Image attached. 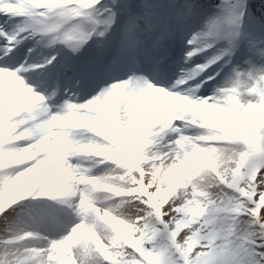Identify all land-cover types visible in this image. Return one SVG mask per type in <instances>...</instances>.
Masks as SVG:
<instances>
[{
	"label": "snow or ice",
	"instance_id": "obj_1",
	"mask_svg": "<svg viewBox=\"0 0 264 264\" xmlns=\"http://www.w3.org/2000/svg\"><path fill=\"white\" fill-rule=\"evenodd\" d=\"M218 8L221 15L197 30L204 11L189 2L0 0V70L14 75L0 80V264H264V121H244L252 105L235 110L241 134L224 139L207 138L216 134L202 128L200 118L168 111L146 126L131 155L135 119L129 128L126 108L123 120L108 118L110 93L137 86L206 106L244 96L264 104L258 94L264 41L244 31L255 23L246 15L247 0H221ZM241 43L250 46L249 67L232 68L227 86L208 96L210 82L226 72ZM178 48L187 67L167 85ZM197 58L203 63L193 66ZM77 59L96 74L100 89L84 103L60 85L77 75ZM162 103L154 97L146 108ZM53 116L83 118L89 126L61 128ZM192 127L206 131L188 135ZM98 129L106 134L97 135ZM201 149L215 170L202 162ZM109 162L105 173L90 175ZM58 173L68 178L63 189ZM208 181L216 197L205 190ZM40 198L75 217L58 237L13 215L21 201ZM21 244L25 255L10 261L8 249Z\"/></svg>",
	"mask_w": 264,
	"mask_h": 264
},
{
	"label": "clouds",
	"instance_id": "obj_2",
	"mask_svg": "<svg viewBox=\"0 0 264 264\" xmlns=\"http://www.w3.org/2000/svg\"><path fill=\"white\" fill-rule=\"evenodd\" d=\"M13 78V74L6 73L3 70H0V80ZM240 84L242 88H244L246 91L248 90L246 79H241ZM258 94L264 95V89H261ZM154 97L159 98V100L163 103L157 104L151 111H144L147 104L150 103L152 98ZM106 103L108 106V118L113 120V122L124 119V117L121 115L122 108L127 109V122L129 128L132 127V121L133 119H135V142L130 145V155L143 142V133L146 129V126L150 122H157L166 118L168 111L179 109L183 112H186L192 117L200 118L202 121L200 126L206 129L209 133L216 134L207 137L209 139L237 137L241 134L239 128L237 127L235 110L239 108L243 103L252 105L251 108L246 110V113L244 115L245 122L252 124L256 121H264V104H256L255 101L249 100L246 96L233 98L227 102V105L224 102H221L217 105L206 106V102L204 104L192 103L178 95H170L163 89L152 88L151 86H149V90H144L141 87L137 86L128 90L116 88L110 93ZM165 104L167 105V111L164 108ZM138 114L139 119H137ZM4 119V114L0 113V126L3 125ZM52 121L54 125L61 128L89 126L88 122L83 118L66 119L62 121L58 116H53ZM39 131V129L33 130L32 134H38ZM105 134L106 133L102 129L97 130V135ZM24 135H26V133L21 134V136ZM257 142L258 141L256 139H250L249 141V143L253 145H255ZM89 152L91 154H97L96 150L94 149H89ZM200 156L204 164H206L209 168L215 170L210 159V153H208L204 149H201ZM104 158H111V153L105 151ZM32 171L35 172L36 170L33 169ZM61 178H63L64 181V184L62 185L63 189L67 186L68 178L67 176H63L62 173H58L57 179L60 180ZM211 183V181H208L204 185V188L208 193L211 194V196L216 197V189L210 186ZM10 192L12 194H15L14 186L10 188ZM2 201L3 197H0V207L3 206ZM8 252L10 253L9 260L15 261L17 257H23L25 255L26 247L21 244L20 248L8 249ZM0 254H3L2 250H0Z\"/></svg>",
	"mask_w": 264,
	"mask_h": 264
},
{
	"label": "rangeland",
	"instance_id": "obj_3",
	"mask_svg": "<svg viewBox=\"0 0 264 264\" xmlns=\"http://www.w3.org/2000/svg\"><path fill=\"white\" fill-rule=\"evenodd\" d=\"M159 1L156 0V2H158V3H159ZM185 2H189V3H192L194 5L201 6L203 8L204 22H202L200 25H198L197 30H202L204 27V23H206L207 20H211V19L216 18L215 15L217 13V10L219 9L218 5H220L219 0H181L180 1V3H185ZM161 3H167V2L162 1ZM251 15H252L251 17L256 19L257 22H256V27L254 26V27H252V29H248V30H250L248 34H250L251 37L254 39L258 32H259L258 36L260 35V27H261L262 22L264 21V1H263V3L262 2L260 3V8L258 10H256V13L254 12ZM184 43L186 45L187 42L185 41ZM242 51H244L243 52L244 54L239 58L238 64H236V66H235V68H239L241 70L249 67V65L247 63H245L246 61L249 60V58L251 56L249 44L246 43L245 47H243ZM196 63H203V60L200 58H197L194 60V64H196ZM183 67H187V66L183 65ZM230 73H231V70H230V72L226 78H224L220 82L215 83L214 85H212L211 88H208L207 89V95L212 96L217 87L227 86V84L229 83L230 78H231ZM96 85H97V82L94 83L91 86L90 91L86 92L85 94H84V90H81V89L78 90V92H80L78 94V96H79L78 102H80V103L87 102L89 99H91L92 96L96 95L98 93V91L100 90L98 87H96ZM104 86H107V85H104ZM205 88L206 87L201 88L200 91L197 93V95L200 96L202 93H204ZM204 131H206V130H202V129H199L197 127H194V128L189 129L187 131V134L191 135V136H195V135L201 134ZM73 162L76 163L77 161L74 159ZM83 166L84 167H91V162L90 161L85 162ZM95 168L96 167L91 169L90 175H101V174L105 173L111 167H109V166H106L104 168L100 167V169H98V170H96ZM23 202L24 201H21L20 204L16 206V210L13 213V215H16L18 213L22 218L25 219V217L27 216V213L25 212L26 209H19V207H21V204ZM10 211H12V210H10ZM67 212L70 213V211L68 209H67ZM50 217H51V222L45 220L43 217L40 218L41 219L40 222H42L44 225L50 226V229H51L50 232L51 233L54 232L56 234L55 236L48 235L50 237H58L59 235H61L62 232L65 230L64 228H61V225H68L70 220H72V221L75 220V217L72 216V214H71L69 219H66L62 216H58V214H52V213H50Z\"/></svg>",
	"mask_w": 264,
	"mask_h": 264
},
{
	"label": "bare ground",
	"instance_id": "obj_4",
	"mask_svg": "<svg viewBox=\"0 0 264 264\" xmlns=\"http://www.w3.org/2000/svg\"><path fill=\"white\" fill-rule=\"evenodd\" d=\"M264 31H263V28H262V30H261V35H264V33H263ZM258 42H259V39L257 40Z\"/></svg>",
	"mask_w": 264,
	"mask_h": 264
}]
</instances>
